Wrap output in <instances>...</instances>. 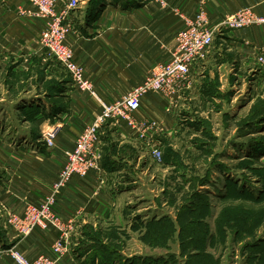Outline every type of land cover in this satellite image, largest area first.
Listing matches in <instances>:
<instances>
[{"label": "crops", "instance_id": "1", "mask_svg": "<svg viewBox=\"0 0 264 264\" xmlns=\"http://www.w3.org/2000/svg\"><path fill=\"white\" fill-rule=\"evenodd\" d=\"M166 1L167 6L161 7L154 0H79L66 42L98 99L114 102L144 83L155 65L169 59L178 30L196 12L204 11L214 29L243 6H252L264 16V0ZM28 21L23 22L25 28L31 25L27 36L39 34L42 23ZM213 42L194 61L187 79L165 94L148 91L132 113L131 124L111 119L98 129V169L84 177L72 176L55 195L54 209L68 232V253L58 264H98L91 249L82 246L94 237L102 243L126 244L129 250L133 245L140 252L149 248L143 239L146 225L165 209L164 186L152 203L148 202V188H143L149 178V162L165 165L167 149L177 151L183 132L178 123L182 110L196 100L220 99V93L234 89L237 77L257 65L264 46V25L222 27L216 30ZM35 47L30 58L42 67L44 78L38 81L36 74L30 76L27 86L21 88L27 95L13 102L14 114L35 116L15 125L19 136L12 144L0 143V246L13 247L27 258L49 252L59 232L36 229L22 236L8 227L7 215H23L28 204H38L51 194L65 153L73 149L75 138L100 110L98 99L74 87L61 65L41 53L38 43ZM49 126L54 128L47 132ZM50 137L52 147L44 142ZM154 148L162 153L160 161L152 156ZM0 264L15 263L1 256Z\"/></svg>", "mask_w": 264, "mask_h": 264}, {"label": "rangeland", "instance_id": "2", "mask_svg": "<svg viewBox=\"0 0 264 264\" xmlns=\"http://www.w3.org/2000/svg\"><path fill=\"white\" fill-rule=\"evenodd\" d=\"M21 1L0 0V143L4 141L7 144H12L10 141L19 136L15 125L22 124L28 115L14 114L13 102L27 95L25 91L21 93V88L27 86L30 76L36 74L38 81L44 78L42 67L30 58L36 48L35 44H39L41 53L51 57L41 48L45 20L26 13L25 10H30L32 6L26 0L24 5L19 4ZM32 19L40 21L42 27L39 34L37 32V35L27 36V28L31 25L25 28L23 22L29 20L28 23L32 24ZM220 29H215L214 35ZM249 68L237 77L232 91L218 95L220 99L208 102L196 100L184 112L182 110L178 118L183 130L178 139V153L165 165L149 162V178L144 181L146 186L143 187L149 190L148 202H153L154 195H160L163 186L172 193L171 196L168 192L164 194L165 209L156 214L159 217H175L176 207L181 206L183 209L186 207L184 205H190L188 207L195 213L187 209L185 220L193 222L198 218L210 227L207 233L195 229L193 239L196 237V240H187L188 235L182 234V239L175 238L163 247L149 246L143 249L141 252L151 257L152 264H161L158 261L160 259H157L161 257H165L166 261L172 260L171 264H194L203 259L197 251L208 253L216 260V264H264V73L261 74L262 69L258 63ZM175 84L178 83L173 82L172 86ZM73 85L79 89L75 83ZM92 89L94 91L93 85ZM169 89L154 92L165 94ZM84 92L98 99L95 91ZM174 116L177 118V115ZM112 120L125 121L117 118ZM53 128L49 126L47 132ZM193 215L196 217L192 218ZM14 217L18 215L9 212L6 223L22 236L36 229L42 230L35 227L26 234L22 228L27 220L24 217L21 219L17 225L18 230L9 224ZM220 219L227 226L225 238H217V235L212 238L216 232L215 221L219 222ZM2 246L0 257L8 256L15 264H20L9 253V250L15 249ZM52 246L49 252L33 258H27L18 250L13 253L34 262L42 254L52 255ZM85 246L91 250H100L106 258L113 257L111 264H130L133 259L134 263L140 264L144 260L134 245L132 250H129L128 245H122L125 252L111 244L85 243Z\"/></svg>", "mask_w": 264, "mask_h": 264}, {"label": "built area", "instance_id": "3", "mask_svg": "<svg viewBox=\"0 0 264 264\" xmlns=\"http://www.w3.org/2000/svg\"><path fill=\"white\" fill-rule=\"evenodd\" d=\"M31 4L30 13L35 18L44 19L46 28L43 31L41 48L58 61L63 69L70 75L73 83L81 91L93 93L90 80L84 73L83 66L77 61L73 48L66 42V37L72 30L71 15L77 9L79 0H26ZM161 7L167 6L166 0H154ZM262 24L264 16H259L252 6H243L227 16L218 28H243ZM214 28L210 26L204 11L196 12L194 17L186 18L176 34V44L170 53L169 59L164 63L155 65L151 76L141 85L128 91L118 100L104 103L98 100L100 110L89 125H86L75 138L74 147L65 153L66 161L62 165L58 177L52 185L51 194L39 204H29L23 215L14 217L9 223L14 228L24 217L27 220L22 230L29 233L33 228L42 230L54 229L59 236L52 246V255L42 254L34 262L23 259L15 250L9 253L20 264H56L68 252V232L54 209L55 195L64 187L74 175L84 177L92 169H98L99 151L97 146V132L105 121L121 119L131 124L132 113L140 108L142 98L148 91H165L172 83L185 80L194 61L211 46L214 40ZM259 67L264 71V46L260 48L257 57ZM92 95V94H91ZM51 137L44 140L47 146L53 142ZM154 160L160 161V149L152 150ZM18 229V228H17ZM19 230V229H18Z\"/></svg>", "mask_w": 264, "mask_h": 264}, {"label": "trees", "instance_id": "4", "mask_svg": "<svg viewBox=\"0 0 264 264\" xmlns=\"http://www.w3.org/2000/svg\"><path fill=\"white\" fill-rule=\"evenodd\" d=\"M35 113L32 115H26L27 120H32V118H34ZM177 154L178 152L176 150H173V148L169 147L167 149V151L165 152V155L163 156L164 159V163L167 164L173 157L174 154ZM172 156V157H171ZM168 192L169 190L165 189V193ZM169 195L171 196L172 193H169ZM186 206L185 208L182 209L181 206L176 207L175 210V218H172L169 215H164L162 217L157 218L156 216L149 219V222L147 223V232L145 234V236L143 237V239L147 241V244L150 247H163L165 244L170 243L173 239L178 238V239H182V234L183 235H188L186 238L187 240H192L193 236H194V232L195 229L200 232V229H202V231H206V233L208 232V229L210 228L208 223H206L205 221L196 218L193 222H188L185 220V212H187L186 210L188 209V211L195 213V211L193 212L191 210V208H189L188 206L190 205H184ZM175 207V205H174ZM197 214V213H196ZM196 216L193 215L192 218H195ZM223 218V217H221ZM221 221V223H220ZM219 222L215 221V227H214V235L212 236V238L215 237V235H217V238H225V234L227 233V226L222 223L224 222L223 220L220 219ZM200 223V224H197ZM193 240H196V237H194ZM198 241V240H197ZM196 241V242H197ZM182 242V241H181ZM85 243H97V244H111V245H116L117 247L122 248L121 243H115V242H110V243H102L101 241L98 240V237H94L90 242H86L84 241V243L82 244V246L86 249H88L85 246ZM193 243V242H192ZM83 247H81L82 249H84ZM92 254L94 256H96L97 258H99V263L98 264H111L113 257L110 258H106L104 253L101 254L100 250H91ZM109 250H107L108 252ZM197 253H199V255L201 257H203V259H199L198 261H196L194 264H216V260L210 256L208 253H206L205 251L199 252L197 251ZM201 254H206V255H201ZM209 256H208V255ZM92 256V255H91ZM90 256V257H91ZM137 257V256H135ZM133 258V257H132ZM144 260H142V263L140 264H152L150 262L151 257L148 256H144L143 257ZM160 259L158 260L161 264H171V261H166L165 257H161V258H157ZM218 261V260H217ZM130 264H137L134 263V259L133 262Z\"/></svg>", "mask_w": 264, "mask_h": 264}]
</instances>
